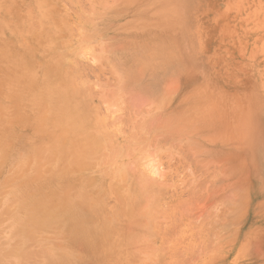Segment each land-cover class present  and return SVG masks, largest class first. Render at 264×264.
I'll use <instances>...</instances> for the list:
<instances>
[{
    "label": "rangeland",
    "instance_id": "obj_1",
    "mask_svg": "<svg viewBox=\"0 0 264 264\" xmlns=\"http://www.w3.org/2000/svg\"><path fill=\"white\" fill-rule=\"evenodd\" d=\"M60 36L67 38L61 46ZM1 42L9 49L8 59L0 55V186L2 179L16 182L2 190L13 195L20 181L26 189L27 180L7 173L13 156L33 149L39 136L44 123H36L40 105L31 99L47 63L61 53L115 154L106 172L93 166L68 173L102 175L108 183L85 192L99 188L109 209L119 207L110 181L124 169L134 184L128 186L147 190L143 200L129 188L126 202L144 201L137 215L152 223L148 245L102 252L95 236L94 247L66 232L55 242H72L79 259L71 264H264V0H0ZM79 137L69 131L67 141ZM35 174L28 176L38 186L47 174L41 181ZM123 217L112 215L110 223Z\"/></svg>",
    "mask_w": 264,
    "mask_h": 264
},
{
    "label": "bare ground",
    "instance_id": "obj_2",
    "mask_svg": "<svg viewBox=\"0 0 264 264\" xmlns=\"http://www.w3.org/2000/svg\"><path fill=\"white\" fill-rule=\"evenodd\" d=\"M60 21L62 22V20ZM63 23L64 22H62L61 25H63ZM98 34L99 33H97V35ZM90 35L92 34L90 33ZM58 38L59 40L57 43L60 44L57 45L59 46H61V42L66 41L65 39H67L65 36H60ZM86 40L88 41L89 38ZM0 44V55L4 59H8L6 50H8L9 48L5 49L4 47H2V42ZM1 50H3L4 52H2ZM58 52L55 53L59 55L61 52H59V54ZM61 56L63 57L62 53ZM69 56L71 57V55ZM60 57L58 58L59 60L57 59L47 63L48 66L46 67L49 68V70L46 68L45 75H43V77L39 79L40 82L36 81V85L39 87L36 90V97L31 99L33 102L35 100H38V104L40 105L38 106V112L40 113V115L37 118V120L39 119V121H37L36 123L43 122L44 124L46 123V125L42 124V129L41 131H39V136H35V140L32 146L33 149L29 148V152L27 151L26 154L23 153L21 157L14 158L13 156V160L11 159L12 162L15 159L17 162H10L11 166L9 165L11 167L10 170L13 172L7 174H11V176L17 175L18 177H21L23 181L27 180L26 183L23 182L25 183L26 189L21 188L20 182L22 181H20V178V182L17 181V185L14 186V194L8 195V193L6 194L8 186L7 184H15L16 182H13V177L12 181L10 178V182H7L8 179H6L7 184L3 183L5 182V180L2 179L1 181L2 185L0 186V211L2 206V213L0 212V264L75 263V261H77V258L79 257V254H77L76 252V254L78 255L77 258H75V254H71L70 245L72 244V242L67 244H64L65 241L63 242V244L55 242L58 236H63L66 232H69L66 234L69 235L70 233L77 231L81 235L80 237H82L83 239L89 238L91 242L95 236L97 238L96 250L102 252H106L107 247H109V250H112L116 249L114 245H122V250H132L133 253V250L136 249L134 248L135 243L136 246H139L140 244L144 245L143 240H146V245L151 242L150 227L152 223L150 221V218L149 220L148 218L147 220H144L138 218L137 215V211L139 212V210L142 209L139 208L142 206L141 203L144 202L142 201V199L146 200V198L148 197L147 193L144 194L147 190H142V188H140L142 186L137 187L136 185L139 195L140 193H143L145 196L143 194H141L140 196L137 195L139 196V198H141V196L143 198L137 200L135 204H130L129 201V204H127L126 199L132 196L133 192H131V189L129 188L133 187L134 189L135 186H128L129 184L133 183H130V181L132 182V180L130 179L129 174L125 169L124 172H122V175H120L119 177H115L114 179L112 178L110 181L113 198L119 205V207L113 206V209H109V207L104 204V201H101V192L99 188H97L98 190L95 195L87 194V191L85 192V188L90 192V187L96 182H104V184H107L108 182L103 179L102 175L96 174L101 178L100 181L96 178V175L94 177L87 176L85 179H78L74 178V176H71L72 174L68 173L70 171H75V168L77 167L91 168L93 166H100L106 172L109 170L106 165H109L112 162L111 159L113 160L114 153L112 154V151L109 152V150H107V148H110L111 144L108 147L106 144V139L101 138V135H99L101 134L100 130L103 128L104 123L97 120L96 124L94 123L93 125L92 121L95 115L92 114V112L94 113V107L91 106L92 111L91 108H89L90 105L93 104L89 100L91 98L88 96V101L91 103L89 104V102L83 98L82 94H80L84 93L85 89L81 86V88L78 87V85H80L79 80L73 76L72 72L71 74H69V71H66V69L62 68L64 67L63 64H66L65 62H67L65 61L67 59L65 58V53V60L63 58L61 59ZM62 60H64L65 62H62L60 64ZM60 65L63 66H61L60 68ZM0 77V81L5 79V76H1V73ZM7 77H10V75H8ZM7 79L9 80V78ZM80 97L82 98L80 99ZM82 100L88 102L85 104H88L89 107H86V105L81 103ZM164 107L165 106H163V108ZM11 110H9L10 116L12 114V112L10 113ZM1 113L2 110L0 112V117ZM45 115L48 117H46ZM6 118L8 119V117ZM46 118H48V120H45ZM26 121L31 123L30 117H26ZM69 131L72 133L76 131L80 134L78 141L76 140V143L74 144H69L67 141V135ZM44 138L47 139L44 140ZM110 139L111 138L107 139L109 143L112 142ZM68 144L69 146H67ZM59 146L63 147L61 149V152H54L53 149H56ZM19 147L21 148L20 144ZM124 147L121 146V148ZM121 150L123 151V149ZM19 154H21V152ZM18 158L21 159L18 160ZM4 160H6V157ZM0 161L2 162L0 164H3L4 167V161ZM115 164H117V162H115ZM51 167L52 169L49 170ZM59 168L63 169V174L56 172V170ZM31 171H34V173H36V176L38 175L37 178L40 179V181L42 180V178H39V176H45L46 172V179L43 178V182L39 184L40 187L39 185H35L37 182L34 181H38L37 179L32 181L33 178L28 176ZM1 172L2 170H0V173ZM14 178L17 179L16 177ZM56 178L61 179L56 180ZM60 180L62 181L60 182ZM27 182H33L32 184L34 185ZM54 183H56L59 189H57L56 186L54 187ZM136 187L135 189L137 191ZM2 188L3 190H5L4 188H6V192H4ZM80 188L84 189V193L80 192ZM1 190L3 192H1ZM35 190H41L42 194H33ZM80 194H86L88 196L85 197L83 195L81 197ZM80 198H85L84 200H80L84 201L83 203L78 204L73 202V200L76 201ZM118 201L121 203H119ZM118 213H122V215L124 216L122 223L116 225L110 223L109 217L112 215H117ZM126 214L130 217H128ZM141 214L142 213H140L139 215L141 216ZM139 241L141 242L137 244V242ZM113 242H115L116 244H113ZM92 246L95 247L96 244L92 242ZM92 249L86 248L89 255L94 254L92 252Z\"/></svg>",
    "mask_w": 264,
    "mask_h": 264
}]
</instances>
